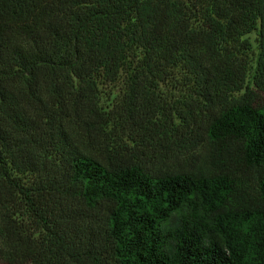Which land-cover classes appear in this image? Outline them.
I'll return each mask as SVG.
<instances>
[{
	"label": "trees",
	"instance_id": "1",
	"mask_svg": "<svg viewBox=\"0 0 264 264\" xmlns=\"http://www.w3.org/2000/svg\"><path fill=\"white\" fill-rule=\"evenodd\" d=\"M0 264H264V0H0Z\"/></svg>",
	"mask_w": 264,
	"mask_h": 264
},
{
	"label": "rangeland",
	"instance_id": "2",
	"mask_svg": "<svg viewBox=\"0 0 264 264\" xmlns=\"http://www.w3.org/2000/svg\"><path fill=\"white\" fill-rule=\"evenodd\" d=\"M250 42L249 55L253 58L256 51L255 33L254 31L244 35ZM99 102L107 109L112 106L113 102H116L122 92L121 81L117 80L111 84H104L99 87ZM119 133V131H118ZM198 149L193 150L190 153H171L166 152L165 158L161 160L148 158L145 162L150 169H158L159 167H177V168H193L200 161V156L197 154Z\"/></svg>",
	"mask_w": 264,
	"mask_h": 264
}]
</instances>
